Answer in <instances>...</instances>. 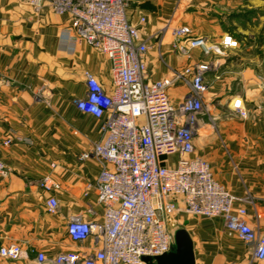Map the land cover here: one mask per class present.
Segmentation results:
<instances>
[{
  "label": "crops",
  "instance_id": "0c3cea01",
  "mask_svg": "<svg viewBox=\"0 0 264 264\" xmlns=\"http://www.w3.org/2000/svg\"><path fill=\"white\" fill-rule=\"evenodd\" d=\"M129 1V19L151 46V79L208 66L193 156L209 162L217 180L238 198L235 206L246 207L247 222L264 234V0ZM69 26L51 0H0V159L11 168L0 179V246L19 243L24 254L20 260L1 258L0 264H39V252L50 264L61 252L94 253L100 246L93 237L73 243L66 228L76 214L103 218L94 187L100 166L82 155L100 138L101 121L76 101L87 93L86 73L111 90V62L76 39ZM176 26L190 27L220 51L176 49ZM168 92L178 103L190 89L177 81ZM237 100L245 115L235 107ZM46 176L49 188L43 185ZM247 196L254 204L243 201ZM50 197L58 200L54 213L46 208ZM180 219L194 241L196 264H264L223 218Z\"/></svg>",
  "mask_w": 264,
  "mask_h": 264
},
{
  "label": "built area",
  "instance_id": "2783aa9c",
  "mask_svg": "<svg viewBox=\"0 0 264 264\" xmlns=\"http://www.w3.org/2000/svg\"><path fill=\"white\" fill-rule=\"evenodd\" d=\"M51 5L68 16L69 33L109 58L112 88L106 90L86 73L87 93L76 101L82 112L101 121L100 138L82 155L100 166L94 187L104 207L103 218L86 220L76 214L66 228L73 243L83 244L93 237L100 246L94 253L61 252L50 264H148L175 249L182 215L223 218L227 230L250 243L253 258L264 263V234L247 222L246 207L235 206L238 198L217 180L209 162L193 156L197 121L205 110L208 66L186 67L171 77L153 80L146 60L151 46L129 19V0H51ZM172 38L173 46L184 52L194 47L220 51L188 26L174 27ZM177 81L190 92L173 103L168 91ZM235 107L245 115L241 100ZM10 173L0 159V179ZM49 181L50 176L43 179L46 188ZM242 199L254 204L248 196ZM46 208L56 212L58 200L50 197ZM23 256L19 243L0 246V258ZM46 261L39 252L37 262Z\"/></svg>",
  "mask_w": 264,
  "mask_h": 264
},
{
  "label": "water",
  "instance_id": "95a60500",
  "mask_svg": "<svg viewBox=\"0 0 264 264\" xmlns=\"http://www.w3.org/2000/svg\"><path fill=\"white\" fill-rule=\"evenodd\" d=\"M175 242L174 250L156 256L148 264H196L194 241L187 229L176 231Z\"/></svg>",
  "mask_w": 264,
  "mask_h": 264
},
{
  "label": "rangeland",
  "instance_id": "374dc122",
  "mask_svg": "<svg viewBox=\"0 0 264 264\" xmlns=\"http://www.w3.org/2000/svg\"><path fill=\"white\" fill-rule=\"evenodd\" d=\"M181 222V221H180ZM181 228H185V229H187L185 226H183V224L181 223L180 224V227H179V229H181ZM1 259V258H0Z\"/></svg>",
  "mask_w": 264,
  "mask_h": 264
}]
</instances>
